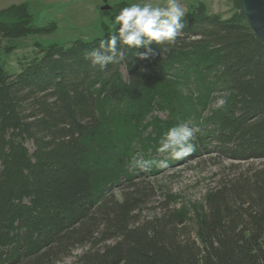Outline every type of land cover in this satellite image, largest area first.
<instances>
[{
    "label": "trees",
    "instance_id": "1",
    "mask_svg": "<svg viewBox=\"0 0 264 264\" xmlns=\"http://www.w3.org/2000/svg\"><path fill=\"white\" fill-rule=\"evenodd\" d=\"M206 11L148 59L91 66L107 34L41 47L19 73L0 64V264H62L78 248L69 264H264V165L208 194L199 241L181 213L141 217L136 184L113 190L135 179L131 157L153 161L181 122L220 157L264 159V44L242 12ZM48 30L26 3L0 11L3 38ZM216 93L225 103L212 107Z\"/></svg>",
    "mask_w": 264,
    "mask_h": 264
},
{
    "label": "rangeland",
    "instance_id": "2",
    "mask_svg": "<svg viewBox=\"0 0 264 264\" xmlns=\"http://www.w3.org/2000/svg\"><path fill=\"white\" fill-rule=\"evenodd\" d=\"M121 2L131 3L132 0H0V11L11 5L28 4L33 25L49 29L48 32L15 40L0 35V64L9 73H19L24 64L38 56L41 47L53 44L70 45L76 41L92 42L105 37L112 30L110 24L113 17L110 14L114 13L116 5ZM181 2L185 7V15L195 12L203 4L207 13L219 15L223 19H231L241 13L239 0H181ZM105 6L108 8L103 10L102 7ZM220 101L221 98L216 93L210 104L215 107ZM155 114L164 119L167 117L163 112L156 111ZM194 136L196 148L190 156L174 160L167 154H157L153 158L157 163L155 170L151 169L154 162L144 168L129 164L132 178L135 179L121 184L122 186H116L113 190L114 194L120 197L125 188L136 184L140 189L139 193L143 194L141 217L152 220L165 213H181L185 217L188 231L199 241L196 229L207 211L208 194L221 182L261 167L264 165V159L238 161L223 158L213 152L207 141L199 144L195 131ZM27 145L33 149L31 143ZM163 161L167 162L166 167L161 163ZM82 251L83 248L76 249L62 264L71 263L74 255Z\"/></svg>",
    "mask_w": 264,
    "mask_h": 264
},
{
    "label": "clouds",
    "instance_id": "3",
    "mask_svg": "<svg viewBox=\"0 0 264 264\" xmlns=\"http://www.w3.org/2000/svg\"><path fill=\"white\" fill-rule=\"evenodd\" d=\"M185 7L181 0H132L122 7L111 21L106 39H101L97 48L89 52L85 59L91 66L104 70L108 65L125 61L126 53L136 51L140 59L155 56L153 48L173 44L185 27L183 18ZM143 48L145 51L140 52ZM225 101H220L221 106ZM194 130L186 123H177L168 128L156 146L158 154H167L171 159L181 160L190 156L196 148ZM154 161L132 156L133 167L144 168ZM167 166V162H161Z\"/></svg>",
    "mask_w": 264,
    "mask_h": 264
},
{
    "label": "water",
    "instance_id": "4",
    "mask_svg": "<svg viewBox=\"0 0 264 264\" xmlns=\"http://www.w3.org/2000/svg\"><path fill=\"white\" fill-rule=\"evenodd\" d=\"M239 5L251 29L264 44V0H239Z\"/></svg>",
    "mask_w": 264,
    "mask_h": 264
},
{
    "label": "bare ground",
    "instance_id": "5",
    "mask_svg": "<svg viewBox=\"0 0 264 264\" xmlns=\"http://www.w3.org/2000/svg\"><path fill=\"white\" fill-rule=\"evenodd\" d=\"M250 26V25H249Z\"/></svg>",
    "mask_w": 264,
    "mask_h": 264
}]
</instances>
